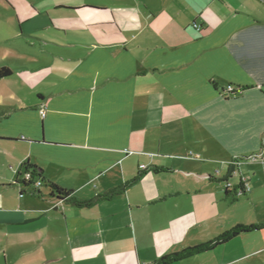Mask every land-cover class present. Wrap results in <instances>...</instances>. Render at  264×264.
Returning <instances> with one entry per match:
<instances>
[{
	"label": "crops",
	"instance_id": "1",
	"mask_svg": "<svg viewBox=\"0 0 264 264\" xmlns=\"http://www.w3.org/2000/svg\"><path fill=\"white\" fill-rule=\"evenodd\" d=\"M46 21L2 22L0 264H264V0H53Z\"/></svg>",
	"mask_w": 264,
	"mask_h": 264
},
{
	"label": "rangeland",
	"instance_id": "2",
	"mask_svg": "<svg viewBox=\"0 0 264 264\" xmlns=\"http://www.w3.org/2000/svg\"><path fill=\"white\" fill-rule=\"evenodd\" d=\"M53 0H0V36L6 32V27L2 22L10 23L11 26L16 29V31L20 32L21 29L23 33L29 35L30 37H38L37 34L42 29L40 27L42 23H47V10L51 9V4ZM45 27V26H44ZM18 45L17 47H19ZM14 47V46H13ZM28 52L31 48L28 45L21 46ZM18 49V48H17ZM4 54H2V58L7 60L6 62L9 65H12L14 60L11 58H4ZM3 67V66H0ZM7 102L8 104H12L14 102V95L10 93H3L0 96V103ZM264 165L261 167V175L259 178V183L264 185ZM248 195L243 197L237 196L238 200H242L247 198ZM258 198L263 199L264 202V187L259 190Z\"/></svg>",
	"mask_w": 264,
	"mask_h": 264
},
{
	"label": "trees",
	"instance_id": "3",
	"mask_svg": "<svg viewBox=\"0 0 264 264\" xmlns=\"http://www.w3.org/2000/svg\"><path fill=\"white\" fill-rule=\"evenodd\" d=\"M12 72H13L12 69L9 67H6V66L0 67V79L10 76L12 74ZM22 168L24 169L23 173L20 174V176H22V180L18 179L17 184H23V187H25V186H27V187L33 186L34 187V185L36 186L35 183H36V181H38L40 179L41 173L36 168H34L30 163L23 164ZM27 172L31 173V178L29 180H26L24 178V175ZM39 181H41V179ZM52 188L54 189V192H56V194L61 198H68L70 196V192L66 189H63L57 185H52ZM115 191H117V190H115ZM77 203L78 204H82V203L83 204H89L90 202L88 201V202H77ZM251 229H253L252 226L237 228V229L233 230L232 232L221 236L215 242L211 243L210 247H214L218 243L225 242L240 232H247V231H250ZM208 247H209V245L198 246L197 248H195L192 251L195 253L201 252V251H205ZM188 254L190 255L191 253L189 252ZM177 257H178V254H174L173 256H165L159 260V263L165 264V263L169 262L170 260L176 259Z\"/></svg>",
	"mask_w": 264,
	"mask_h": 264
},
{
	"label": "built area",
	"instance_id": "4",
	"mask_svg": "<svg viewBox=\"0 0 264 264\" xmlns=\"http://www.w3.org/2000/svg\"><path fill=\"white\" fill-rule=\"evenodd\" d=\"M197 27V25H195ZM197 29H200L199 27H197ZM235 93V90L233 87H228L225 92L223 93L225 96H230L232 94ZM247 160L249 161H255V160H259L261 161V163L264 165V152H259L257 154H253V155H250L246 158ZM234 164H241L242 162V158H236L234 161ZM144 167V166H142ZM24 178L26 180H29L31 178V173L30 172H27L25 175H24ZM36 186H41L42 185V182L41 181H36ZM232 185L230 183H227V188L231 189ZM250 190V187L248 184H246V182L242 183V186L240 188H238L236 190V195L237 196H242L244 194H246L248 191Z\"/></svg>",
	"mask_w": 264,
	"mask_h": 264
}]
</instances>
